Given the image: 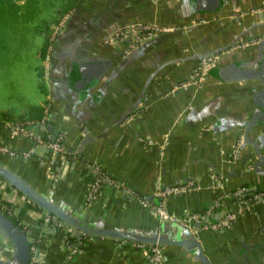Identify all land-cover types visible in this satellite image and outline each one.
<instances>
[{
  "label": "crops",
  "instance_id": "0c3cea01",
  "mask_svg": "<svg viewBox=\"0 0 264 264\" xmlns=\"http://www.w3.org/2000/svg\"><path fill=\"white\" fill-rule=\"evenodd\" d=\"M77 2L63 16L61 30L55 34L60 22L51 27L53 42L44 59L43 43L39 45L43 98L30 101L28 107L51 106L53 118L44 125L49 127L32 129L50 141L61 136L78 160L60 166L44 148L17 135L13 124L4 123L0 147L33 150L34 155L20 161L0 153V166L87 223L141 233L157 230L178 242L190 241L189 235L158 222L149 208L123 190L104 188L96 202L86 203V178L79 160L98 164L141 196L151 195L158 186L194 180L195 190L168 200L174 214L207 210L221 195L242 187L264 190V167L248 168L255 158L252 146L246 144L236 154L246 125L262 113L263 100L256 95L254 81L225 83L208 76L200 83L195 77L201 58L212 52H217L218 67L262 59L258 46L264 39V15L250 11L264 0ZM135 24L168 31L144 43L126 64V44L104 42ZM259 123L261 127L252 130L254 137L264 131V117ZM212 175L225 179L222 191L211 187ZM9 187L0 178V191ZM221 202L230 211L238 210L233 201ZM14 211L27 228V238L38 242L42 264H145L133 244L95 237L68 259L64 235L43 224L41 210H28L19 197ZM194 240L211 264H264V202L238 215L229 229L202 232ZM0 246L6 255L8 247L1 237ZM161 249L169 264H199L195 251L184 246Z\"/></svg>",
  "mask_w": 264,
  "mask_h": 264
},
{
  "label": "built area",
  "instance_id": "2783aa9c",
  "mask_svg": "<svg viewBox=\"0 0 264 264\" xmlns=\"http://www.w3.org/2000/svg\"><path fill=\"white\" fill-rule=\"evenodd\" d=\"M250 15H264V2L257 9L250 11ZM65 21L66 18L62 19L56 26L55 34L64 27ZM167 31V29L155 25L135 24L110 34L104 43L111 46L125 43L127 48L126 51L130 53L144 42L150 41ZM48 58L49 57L46 59L47 65L45 66V76H47L48 71ZM216 60L217 56H209L200 60L195 73L198 82L204 80L205 74ZM50 112L51 106L48 105L45 107L44 116L40 122L29 124L28 127L14 125L12 129L17 135L26 138L32 144L44 148L52 158L59 162L60 166H67L71 162L77 161L78 157L75 152L66 148L62 144V137L57 136L53 141L46 140L41 134L32 129L35 126H44L49 122ZM0 153L20 161H27L34 155L33 150L18 152L3 146L0 147ZM79 164L81 172L87 179L86 203L96 202L104 188H111L115 191L123 190L125 194L149 208L158 222H170L178 225L186 229L194 239H198L202 232H223L229 229L238 215L247 212L255 204L264 202V190H254L248 187H242L233 192L221 195L217 198L214 205L207 210L174 214L170 212L167 207L168 200L172 197L181 196L195 190L198 185L194 180H188L177 185L158 186L151 195L141 196L133 190L124 187L118 180L109 176L98 164L83 160H79ZM51 178L56 181V177L51 176ZM224 183L225 179H222L217 175L211 176L210 185L216 191H222ZM19 197H22V206H25L28 210L39 209L29 200L24 198L15 188L9 187L7 190L0 191V212L17 221V213L14 211V207L16 206V199ZM222 200L233 201L237 205L238 210L235 212L224 208L222 206ZM41 212L43 224L51 227L53 231H59L64 235V246L68 253V259L77 254L88 241L94 239V237L82 234L77 241H71L73 237L76 238L73 229L62 223L55 216L42 210ZM217 214L220 215L218 219L216 218ZM17 222L19 227L26 234V226L22 225L19 221ZM133 245L144 255L145 264H169L167 256L163 253V250L160 247L141 244ZM3 257L4 250L0 246V260H2ZM42 263L43 258L39 249V244L38 242H33L30 246V259L28 264Z\"/></svg>",
  "mask_w": 264,
  "mask_h": 264
},
{
  "label": "water",
  "instance_id": "95a60500",
  "mask_svg": "<svg viewBox=\"0 0 264 264\" xmlns=\"http://www.w3.org/2000/svg\"><path fill=\"white\" fill-rule=\"evenodd\" d=\"M144 43L139 46L140 48H136L126 56V64L130 62L135 56H137L141 50H143ZM258 48L263 55V57L259 55V57H261L262 59L258 58L257 60L253 61L238 62L223 67H218V61L216 60L204 76V80L208 76H211L220 79L225 83L254 81V89H258L256 95H259L263 100V103L259 104L262 109V113L258 116H255V118L246 125L245 132L242 135V142L236 152V154H238L246 144L252 146L255 158L250 160L248 165V168H251L252 170H255L258 166L264 167V131L256 134V137H254L252 134L253 128L258 129L261 127V124L259 123L260 118L264 117V39L259 42ZM216 53L217 52L209 53L201 59L209 56H214V54ZM52 118L53 116L50 113L49 119L51 120ZM48 127L49 126H42L41 130L45 131ZM83 144L84 143H81V146H83ZM79 151L80 150L78 149L77 153H79ZM10 159L17 160L14 158ZM0 178L11 187L15 188L34 206L44 212L55 216L62 223L73 229L75 231L74 235L77 239H79L82 234H85L95 238H107L118 242L158 246L160 248L167 246H184L186 248H189L190 251H195V259L199 264H211L206 258L200 244L192 239V237L190 236L191 234L186 229L178 225L172 224L170 222H161L172 224L183 229L184 232L189 235L190 241L178 242L177 240H174L168 236H161L160 234H158L157 230L149 233H141L134 231H124L115 228H107L101 222L90 224L85 222L82 219L81 215L73 214L72 212L68 211L63 205L55 202L50 196L43 195L35 191L22 177L1 166ZM0 237L5 241L8 247V253L6 255L4 254L3 259L0 260V264H28L30 259V246L32 244V241L27 238L26 234L21 228H19V226L14 225L12 221L9 220L1 212Z\"/></svg>",
  "mask_w": 264,
  "mask_h": 264
},
{
  "label": "rangeland",
  "instance_id": "374dc122",
  "mask_svg": "<svg viewBox=\"0 0 264 264\" xmlns=\"http://www.w3.org/2000/svg\"><path fill=\"white\" fill-rule=\"evenodd\" d=\"M60 5L44 0L9 10L6 4L0 12V114L21 115L30 101L43 98L38 74L44 73L39 58L43 43L40 30L52 23Z\"/></svg>",
  "mask_w": 264,
  "mask_h": 264
},
{
  "label": "trees",
  "instance_id": "16d2710c",
  "mask_svg": "<svg viewBox=\"0 0 264 264\" xmlns=\"http://www.w3.org/2000/svg\"><path fill=\"white\" fill-rule=\"evenodd\" d=\"M21 0H0V12L3 11L4 6L7 4L9 10L18 9V4ZM39 0H26L22 5L27 6L29 2L37 3ZM46 2H61V5L55 10L54 15L55 18L53 19L52 23L45 26V29L40 33L43 35V45L41 48L42 58L44 59L47 53L48 47L52 44V26L57 25L63 18L65 14H67L71 9H73L77 4V0H45ZM1 14V13H0ZM42 76V73L39 74ZM45 108L38 107V106H29L21 115H15L12 112H3L0 114V124L4 123H11L13 125H20L25 126V122L28 121L29 123H37L40 122L44 116ZM87 180V179H86ZM12 223L16 226L18 222L13 218L6 216ZM20 228V227H19ZM71 241H77V238H72Z\"/></svg>",
  "mask_w": 264,
  "mask_h": 264
}]
</instances>
